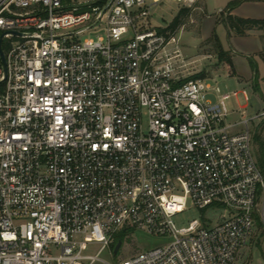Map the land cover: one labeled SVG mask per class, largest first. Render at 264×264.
<instances>
[{
	"label": "built area",
	"instance_id": "obj_1",
	"mask_svg": "<svg viewBox=\"0 0 264 264\" xmlns=\"http://www.w3.org/2000/svg\"><path fill=\"white\" fill-rule=\"evenodd\" d=\"M146 7L0 0V264H233L264 235L251 118L224 122L236 91L185 80L175 32L137 27ZM188 200L223 212L176 227ZM129 230L163 243L99 258Z\"/></svg>",
	"mask_w": 264,
	"mask_h": 264
},
{
	"label": "rangeland",
	"instance_id": "obj_2",
	"mask_svg": "<svg viewBox=\"0 0 264 264\" xmlns=\"http://www.w3.org/2000/svg\"><path fill=\"white\" fill-rule=\"evenodd\" d=\"M180 7V3L172 0H160L156 5H147V16L143 19L139 18L136 25L139 28H164ZM208 11L207 14L200 7L197 11L190 7L189 12L174 31L178 38L181 74L185 77L201 74L199 76L208 80L211 86H218L220 93H230L231 95L236 91L235 96L231 95L225 100L230 114L224 122L251 118L248 122V129L252 136V150L256 156L257 152L264 153V149L260 150V146L264 145V122H259L258 118L254 117L264 110V41H262V49L257 53L252 52V48L243 50V48L233 45L235 47L233 49L229 39L230 34L221 23V19L224 17L223 13L215 14L214 11ZM82 37H93V34L89 31L79 38ZM258 45L261 46V42H258ZM219 50L223 51L221 60L218 59ZM227 59L230 60V63L226 61ZM250 61L256 68V83L259 91L255 90L253 86ZM242 91H245L247 100H244ZM242 105L245 107L241 108ZM142 126L145 130V115H143ZM222 212L223 210L217 209L200 210L191 205L188 200L186 208L172 215L170 219L176 227L186 226L191 220L199 219L201 216L209 218L214 223ZM118 234L122 240L116 254H113L109 248H104L99 251V258L107 262H116L137 251L163 243L160 237L135 230L120 231ZM98 248L99 244L89 245L88 252H95ZM91 264L104 263L94 261ZM233 264H264V235L258 233L244 247L240 248Z\"/></svg>",
	"mask_w": 264,
	"mask_h": 264
},
{
	"label": "crops",
	"instance_id": "obj_3",
	"mask_svg": "<svg viewBox=\"0 0 264 264\" xmlns=\"http://www.w3.org/2000/svg\"><path fill=\"white\" fill-rule=\"evenodd\" d=\"M229 1L230 0H197L195 5L192 7V10L197 11L200 7L204 9L205 13L207 14L209 13L208 10H211V12L214 11L215 14H218L219 12H222ZM145 2L148 6H150L158 4L160 0H145ZM230 14L243 18L264 19V1H243L234 7L230 11ZM228 32L230 34L229 39L233 49H235L234 46L243 48V50L252 48V52L254 53H257L262 49V41H264L262 38H264V31L260 29H250L245 31L243 35H236L231 30ZM258 42H261V46L258 45Z\"/></svg>",
	"mask_w": 264,
	"mask_h": 264
},
{
	"label": "trees",
	"instance_id": "obj_4",
	"mask_svg": "<svg viewBox=\"0 0 264 264\" xmlns=\"http://www.w3.org/2000/svg\"><path fill=\"white\" fill-rule=\"evenodd\" d=\"M246 1V0H230L224 9L222 10V13L224 17L221 19V23L224 25V27L229 31L231 30L233 33L236 35H243L245 31L250 30V29H260L264 31V19H256V18H243V17H238L230 14V11L239 5L241 2ZM252 1H264V0H252ZM189 12V8L187 7H180L176 15L173 17V19L167 24L166 27L161 28L163 30H170L171 32L175 31V29L181 24L183 17L186 16V14ZM218 59L221 60L223 59V51L219 50L218 52ZM230 63V60L227 59ZM250 68L253 72L252 80H253V86L254 89L259 91V88L256 83V68L255 65L250 61ZM201 74H196L194 76L186 77L185 80L187 79H196V78H203L199 76ZM261 149H264V145L260 146ZM255 159L260 167H264V153L262 151L257 152ZM119 233V232H118ZM116 234V241L117 240H122V237L119 234ZM114 242V245L116 243Z\"/></svg>",
	"mask_w": 264,
	"mask_h": 264
},
{
	"label": "water",
	"instance_id": "obj_5",
	"mask_svg": "<svg viewBox=\"0 0 264 264\" xmlns=\"http://www.w3.org/2000/svg\"><path fill=\"white\" fill-rule=\"evenodd\" d=\"M120 245H121V240H117L115 245H114V247H113V250H112L113 254H116V252H117L118 248L120 247Z\"/></svg>",
	"mask_w": 264,
	"mask_h": 264
}]
</instances>
